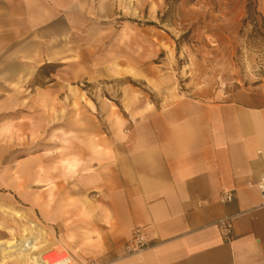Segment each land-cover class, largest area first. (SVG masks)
I'll return each instance as SVG.
<instances>
[{
	"label": "rangeland",
	"instance_id": "obj_1",
	"mask_svg": "<svg viewBox=\"0 0 264 264\" xmlns=\"http://www.w3.org/2000/svg\"><path fill=\"white\" fill-rule=\"evenodd\" d=\"M246 2L60 0L58 16L40 26H0V206L23 213L0 211V241L26 227L41 229L43 251L63 248L41 205L57 169L66 170V150H99L100 138L120 137L128 116L153 106L224 97L264 78V26L256 14L258 29L242 26ZM256 3L264 17V0ZM14 69L26 70V85L5 82ZM29 261L0 256V264Z\"/></svg>",
	"mask_w": 264,
	"mask_h": 264
},
{
	"label": "crops",
	"instance_id": "obj_2",
	"mask_svg": "<svg viewBox=\"0 0 264 264\" xmlns=\"http://www.w3.org/2000/svg\"><path fill=\"white\" fill-rule=\"evenodd\" d=\"M13 1L0 0V26L22 20L36 27L58 16L60 0L47 11L43 0ZM26 80L25 69L5 75L10 84ZM125 120L120 137L100 138L99 150H66V170L53 177L56 194L52 189L49 206L41 205L56 242L75 262L264 264L256 186L264 173V78L224 97H185ZM224 190L233 195L226 204L219 201ZM20 213L15 218L23 219ZM226 214H238L228 241L213 226ZM136 227L146 228L149 246L124 256Z\"/></svg>",
	"mask_w": 264,
	"mask_h": 264
},
{
	"label": "built area",
	"instance_id": "obj_3",
	"mask_svg": "<svg viewBox=\"0 0 264 264\" xmlns=\"http://www.w3.org/2000/svg\"><path fill=\"white\" fill-rule=\"evenodd\" d=\"M260 194V207H264V173L260 175V178L256 184ZM233 200V195L229 191H221L219 194V201L222 204L229 203ZM238 214L222 215L217 218L213 226L219 231L222 237L228 241L231 238L233 229V222ZM149 246V240L147 236V230L144 227H136L132 231L130 238L125 241L122 246V255H132L145 250ZM41 264H74L71 255L63 248H51L44 251L40 255Z\"/></svg>",
	"mask_w": 264,
	"mask_h": 264
},
{
	"label": "bare ground",
	"instance_id": "obj_4",
	"mask_svg": "<svg viewBox=\"0 0 264 264\" xmlns=\"http://www.w3.org/2000/svg\"><path fill=\"white\" fill-rule=\"evenodd\" d=\"M0 211L4 214L14 217H19L21 215L20 212L10 210L8 207L4 206H0ZM43 252L44 251L42 250V242L39 239V234L34 232L29 234L26 228H23L18 239H10L5 243L0 242V256L12 254L14 256L20 257L23 260L28 257L32 259V264H41L40 255Z\"/></svg>",
	"mask_w": 264,
	"mask_h": 264
},
{
	"label": "trees",
	"instance_id": "obj_5",
	"mask_svg": "<svg viewBox=\"0 0 264 264\" xmlns=\"http://www.w3.org/2000/svg\"><path fill=\"white\" fill-rule=\"evenodd\" d=\"M253 14L258 15L259 21L261 22V26H264V17H262V15L257 12L256 0H247L245 17L242 20L243 27H245L247 23H251L253 25L254 30L258 29V18H255Z\"/></svg>",
	"mask_w": 264,
	"mask_h": 264
}]
</instances>
